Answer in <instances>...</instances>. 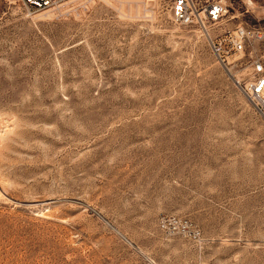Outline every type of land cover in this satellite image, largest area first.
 <instances>
[{"label":"rangeland","instance_id":"1","mask_svg":"<svg viewBox=\"0 0 264 264\" xmlns=\"http://www.w3.org/2000/svg\"><path fill=\"white\" fill-rule=\"evenodd\" d=\"M168 2L0 0V264H264V44L221 64Z\"/></svg>","mask_w":264,"mask_h":264},{"label":"built area","instance_id":"2","mask_svg":"<svg viewBox=\"0 0 264 264\" xmlns=\"http://www.w3.org/2000/svg\"><path fill=\"white\" fill-rule=\"evenodd\" d=\"M21 1L33 9L42 8L48 3V0ZM168 6L171 20L175 24L197 26L208 37L221 64L228 63L227 58L231 52L243 53L255 44H264V27L227 24L235 17L229 15L226 0H169ZM210 33H216L213 37L215 41H226V48L221 41L214 43ZM245 65V76L237 81L255 109L264 116V55H257Z\"/></svg>","mask_w":264,"mask_h":264},{"label":"bare ground","instance_id":"3","mask_svg":"<svg viewBox=\"0 0 264 264\" xmlns=\"http://www.w3.org/2000/svg\"><path fill=\"white\" fill-rule=\"evenodd\" d=\"M5 127V126H4ZM5 135V134H4ZM8 135V134H7ZM1 137V136H0ZM4 137V136H3ZM5 138V137H4ZM4 138H3V140H4ZM7 138H8V136H7ZM2 141V140H1ZM2 142H4V141H2ZM3 145H1L0 147H2ZM2 148H4V147H2Z\"/></svg>","mask_w":264,"mask_h":264}]
</instances>
